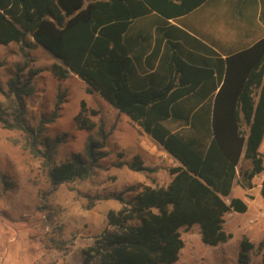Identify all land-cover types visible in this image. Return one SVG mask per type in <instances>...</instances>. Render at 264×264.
I'll list each match as a JSON object with an SVG mask.
<instances>
[{
  "label": "trees",
  "instance_id": "obj_1",
  "mask_svg": "<svg viewBox=\"0 0 264 264\" xmlns=\"http://www.w3.org/2000/svg\"><path fill=\"white\" fill-rule=\"evenodd\" d=\"M208 0H0V45H40L60 63L52 74L65 80L76 75L89 92L96 91L119 113L125 114L146 134L160 143L180 165L167 169L173 177L167 187L145 185L132 202L108 213V225L92 246L83 251V264H173L184 248L180 230L201 227L202 242L218 246L232 239L225 228L230 212L245 213L248 203L234 197L226 202L234 184L253 190L255 179L264 174V37L251 48L221 59L220 71L193 66L184 60L174 44L170 69L153 70L146 82H134L136 68L132 53L137 45L128 38L131 23L151 13L166 22L186 16ZM261 6L264 22V0ZM224 69V74H223ZM18 73L0 87V123L5 129L27 133L30 151L42 159L51 191L58 186L85 180L107 155L108 133L91 119L85 102L75 117L81 130L98 128L99 139L90 137L83 154L56 163L59 138L43 141V123L37 128L27 120L25 97L34 93L32 80ZM216 74L218 77H216ZM217 89L213 118V139L209 146L194 140V149L184 136L165 125L172 106L192 91L205 102ZM257 91V96H256ZM250 130L239 129L243 119ZM135 172H150L140 156L120 162ZM135 191V189H134ZM260 194L264 203V180ZM264 247L260 243V250ZM241 264L248 263L247 252L254 245L242 242ZM264 264V254H262Z\"/></svg>",
  "mask_w": 264,
  "mask_h": 264
},
{
  "label": "rangeland",
  "instance_id": "obj_2",
  "mask_svg": "<svg viewBox=\"0 0 264 264\" xmlns=\"http://www.w3.org/2000/svg\"><path fill=\"white\" fill-rule=\"evenodd\" d=\"M55 63L60 62L40 45H0V87L7 90L8 82L18 73L27 79L30 71L38 72L32 80L34 93L24 99L27 120L34 128L43 123V141H62L57 164L83 154L90 137L99 139L98 128L87 132L75 122L83 102L84 115L98 112L91 119L98 127L102 124L109 134L104 149L107 155L89 178L62 184L51 191L44 161L31 153L27 133L5 129L0 123V264H83V251L106 228L113 230L108 225V213L123 207L119 196L132 202L145 185L167 187L171 178L159 167L152 175L155 179L148 172L117 167L120 162H131L136 155L149 158L145 148L134 145L141 133L137 125L98 92H89L88 84L76 75L65 80L56 78L52 74ZM0 100L8 106L2 97ZM149 146L156 153L154 160L161 165L166 151L153 140ZM261 151L264 155V144ZM263 178L264 174L255 179V189L236 187L226 198L227 203L234 197L248 203L247 212H230L225 216L224 228L232 239L210 246L202 242L200 225L195 224L190 230L182 228L184 248L173 264H241L243 240L254 245L247 252L246 264H263Z\"/></svg>",
  "mask_w": 264,
  "mask_h": 264
},
{
  "label": "crops",
  "instance_id": "obj_3",
  "mask_svg": "<svg viewBox=\"0 0 264 264\" xmlns=\"http://www.w3.org/2000/svg\"><path fill=\"white\" fill-rule=\"evenodd\" d=\"M127 37L137 43L132 53L137 71L134 82L144 84L147 81L146 76L154 72L153 70H161L163 73L170 69V56L173 51V48L169 51L171 44L177 45L174 50L189 64L220 71L221 59L226 60L232 54L251 48L264 37V22L261 19V6L254 0H208L190 14L168 22L155 12L136 19L131 23ZM222 72L224 74V69ZM218 90L210 94L205 102H201L202 95L198 96L192 91L172 106L171 117L165 125L172 133L187 138L193 149L194 140L208 147L213 139L215 98ZM243 117L241 113L240 118ZM137 129L141 132L140 139L135 140L134 145L145 148L149 153L148 159L142 158L146 167L154 169V172L159 167L168 173V168L180 165L160 143L138 125ZM239 129L248 132L250 125L243 119ZM150 139L166 151L161 157V165L165 163L166 167L155 161L156 153L149 146L152 141ZM169 156L172 157L171 160ZM154 172H148L153 179ZM170 177L167 186L172 181L173 177ZM236 187L239 186L234 184L232 192Z\"/></svg>",
  "mask_w": 264,
  "mask_h": 264
}]
</instances>
